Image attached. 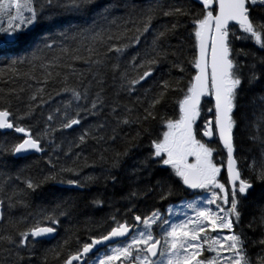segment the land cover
Instances as JSON below:
<instances>
[{
    "label": "snow or ice",
    "instance_id": "obj_1",
    "mask_svg": "<svg viewBox=\"0 0 264 264\" xmlns=\"http://www.w3.org/2000/svg\"><path fill=\"white\" fill-rule=\"evenodd\" d=\"M197 2L199 10L165 6L161 0H0V84L5 85L0 87V130L20 134L0 143V156L42 154L45 145L52 150L49 171L39 176L31 174L32 165L13 170L0 162V264H264V206L242 226L244 201L255 184L264 185V88L248 98L249 112L236 118L244 106L245 88L264 82V55L234 46L236 41H250L264 52V0ZM90 12L91 22H69L54 33L47 31L57 27L60 18ZM161 17L172 22L154 25ZM183 20H190L194 37L188 61L194 73L187 81L182 75V42L169 43ZM37 28L44 30L34 33ZM130 49L138 50L129 57ZM165 65L168 70L157 77ZM173 70L181 75L173 76ZM50 83L58 86L55 95L69 99L38 116V109L53 98L47 94ZM205 97L214 103L200 126ZM170 104L172 116L165 111ZM87 116L98 122L66 146L56 142L54 133L81 125ZM156 122L159 131H154ZM241 123L258 153L247 161V176L235 136ZM213 137H218L220 151L211 146ZM118 139L122 148L93 149V164L102 166L98 175L81 176L79 151L69 166L51 159L59 151L68 156L89 140L115 145ZM145 139L148 154L125 170L137 186L121 199L153 196L163 201L181 190L192 198L169 206L167 215L158 209L136 215L127 208L125 215L133 213L131 223L118 219L117 209L106 219V232L90 235L89 242H81L73 226L55 247H41L57 232L61 218H71L78 208L71 196L52 205L36 203L33 197L44 185L115 187L122 183L125 162ZM222 153L226 161L218 162L216 156ZM84 160L87 167V157ZM66 174L74 178L65 179ZM104 203L94 196L86 207L102 208ZM245 227L259 231V238L248 236ZM253 247L259 249L254 255L249 251Z\"/></svg>",
    "mask_w": 264,
    "mask_h": 264
},
{
    "label": "trees",
    "instance_id": "obj_2",
    "mask_svg": "<svg viewBox=\"0 0 264 264\" xmlns=\"http://www.w3.org/2000/svg\"><path fill=\"white\" fill-rule=\"evenodd\" d=\"M100 4L104 3V0H98ZM161 2L165 6L175 5H190L195 10H199L202 6L198 5L193 0H161ZM93 13H88L86 16L80 15H68L66 17L60 18L58 20L57 27L55 28H48L47 31L55 32L59 30V26H67L69 22L73 25L83 24L85 22H91ZM172 21L170 18L161 17L158 20L154 21V25L160 24H170ZM182 27H180L176 33V36L170 40L171 45H177L178 43L182 42V52L180 55V59L184 62V66L186 71L182 74L183 79L185 81L188 80L190 75L194 73V70L191 68V65L188 61L191 60L194 54V37L191 35V27H190V20H183L181 21ZM44 29L37 28L34 30L35 32H40ZM30 36L33 33L29 34ZM236 48H244V49H252L257 51L258 55H264V52H259L255 49L254 45L249 42L243 41H236L235 45ZM143 45H141V48ZM25 48L22 46L20 50V54L23 55ZM138 49H130L128 52V56L134 55ZM0 67H3V64H0ZM168 70V66L165 65L162 69L157 72V77L162 73ZM245 71H247L245 69ZM173 76H179L180 73L176 72L175 70L172 71ZM34 83V82H33ZM152 81H149V84ZM0 87H5V85L0 84ZM57 85L49 84L47 86V94L52 95V99L48 101V103L42 108L38 109L37 115L39 116L40 112L46 116L50 111L54 110L58 106H62L63 102L69 97L65 94L62 95H55L57 91ZM144 87H148V84H145ZM262 88H264V82L258 84L254 89L249 90L245 88L244 92L242 93L244 99L241 100V104L244 105L236 112V118L239 120L242 114L248 113L249 108L247 107V100L248 98L253 95L254 93H258ZM45 95V99H48V95ZM207 99L204 101L206 102ZM203 102L204 108L212 107L206 106ZM211 102V101H210ZM15 107V106H14ZM167 115L172 116L175 114L174 106L171 104L165 110ZM209 115V113H206ZM103 117H100L99 120H103ZM42 121V118H41ZM98 122V119L95 117L87 116L86 118L82 119L81 125L74 126L71 130H65L63 132H56L54 133L55 140L57 143L61 141L66 142L68 140L74 139L78 136L85 128L89 125H93ZM25 125L31 124L32 121H24ZM42 122L40 127H42ZM154 131L160 130V125L158 122L153 124ZM39 130V128L35 129ZM134 131V129L124 128L123 132H130ZM247 131L245 130L244 123L240 124V127L235 130L236 136V143L238 148L241 151L238 155L241 157V169L244 171V175L247 176V161L251 160L252 156L258 155L256 149L251 146L247 141ZM20 134L14 133V131H0V143H3L5 140L13 141L18 139ZM102 147H115L117 149L122 148L123 145L121 141L118 139L115 145L107 144V145H97L95 142L89 140L87 145L83 146L81 149H74L73 153H70L68 156H64L63 151H59L57 153L52 154V161L57 165H64L69 166L74 158V154L76 151L81 152V158L79 161V165L81 166V176H87L89 174L98 175L101 172V164L97 161L93 164V161L96 160V153H94L93 149H96L97 152ZM46 151L40 154H30L27 156H23L21 158H13L11 156H0V162H7L10 166L13 167V170L16 167H24L26 165H32L31 167V174L34 176H39L41 172L47 173L49 171V165L47 160L49 159V153L52 151L47 145H45ZM252 148V151L249 152L248 149ZM221 148L219 147V151ZM148 141L147 139L143 140L141 143V147L134 150L131 153V157L125 162V169L121 170V176L123 177L122 183L113 187L111 183L108 184H96L91 185L89 187L83 189H77L74 187H70L66 184H57V183H49L44 185L41 189L40 193L33 197V200L36 203H43L45 205H52L53 203L57 202L59 199L66 198V197H74L78 201V208L74 212L71 218L65 219L61 218L60 226L57 229L56 235L51 240H44L42 242L41 247L48 248V247H55L59 242H61L68 233L65 231L68 228L75 226L79 231L75 233L78 235L81 242H89L90 235H100L101 233L106 232L109 227V224L106 223L107 217L114 213L117 209H119L120 216L118 219H128L131 223V217L133 213H128L125 215V209L133 208L134 214L136 215H147L153 209H158L162 214H165V209L167 206L173 205L176 202L180 201L181 199L188 196L187 193L183 192L182 190L179 191L176 195L169 197L167 200L161 201L158 197L148 196V197H141L138 199H134L132 201H128L126 199H121L127 195V193L137 185L134 183H130L129 179L127 178L125 170H130V166L133 162L137 159H141L148 154ZM225 155V153H222ZM57 156L59 159H57ZM87 157V167H83L85 160L84 158ZM65 179L74 178L70 174H66ZM135 179V178H133ZM154 179V177H153ZM147 183L148 181L145 179L143 181ZM99 197L105 201L104 206L102 208H93V207H86L89 204L90 200L94 197ZM261 206H264V185L255 184L253 190L250 192L248 199L244 201L242 206V226L247 225L248 221L252 219L253 215L256 214L257 209ZM15 211V210H14ZM16 215H19V212H15ZM86 220H91L93 223L86 224ZM91 229V231H89ZM245 232H247L248 236L252 237L253 239H258L260 236L259 231L253 232L247 227L244 228ZM73 247H75V243L73 242ZM259 250L258 248H250L251 253L253 254L254 251Z\"/></svg>",
    "mask_w": 264,
    "mask_h": 264
},
{
    "label": "flooded vegetation",
    "instance_id": "obj_3",
    "mask_svg": "<svg viewBox=\"0 0 264 264\" xmlns=\"http://www.w3.org/2000/svg\"><path fill=\"white\" fill-rule=\"evenodd\" d=\"M206 99H207L206 97L203 98V100H202V104H203V102H204ZM210 101H211V102H210ZM210 101H209V102H210L209 104L213 105L212 100H210ZM203 121H204V120L200 119V120L198 121V125L202 126ZM198 138H199V137H198ZM211 146L217 148L218 151H219V147L222 148V147L219 145V143H218L217 137H213V138H212V140H211ZM216 159H217L218 162H219L221 159H224V160L226 161V153H225V155H222V154H221V155H217V156H216ZM221 175H222V178H223L224 176H226V168L222 170V174H221ZM187 198H188V199H191L192 197H191V196H187ZM183 199H184V198H183ZM183 199H181L180 201H178V202H176L175 204L170 205V206H179V205H181ZM168 208H169V206H167L166 209H165V215H167V210H168ZM156 231H158V230H156Z\"/></svg>",
    "mask_w": 264,
    "mask_h": 264
},
{
    "label": "rangeland",
    "instance_id": "obj_4",
    "mask_svg": "<svg viewBox=\"0 0 264 264\" xmlns=\"http://www.w3.org/2000/svg\"><path fill=\"white\" fill-rule=\"evenodd\" d=\"M206 98H207V101L204 102V104H205L206 106H210V104H209L210 102H209V101L212 100V99H211L210 97H206ZM208 108H209V107H208ZM208 108H206V107L204 108V107H203L202 118H201L202 120H205V119H208V118H209V115H210V114H209V115H206V113H207V109H208ZM174 211H175V208H174ZM104 250H105V248L102 249L101 251H104ZM249 251H250V249H249ZM258 251H259V250L254 251L252 255H254V254H255L256 252H258ZM250 253H251V251H250Z\"/></svg>",
    "mask_w": 264,
    "mask_h": 264
},
{
    "label": "water",
    "instance_id": "obj_5",
    "mask_svg": "<svg viewBox=\"0 0 264 264\" xmlns=\"http://www.w3.org/2000/svg\"><path fill=\"white\" fill-rule=\"evenodd\" d=\"M194 2H196L198 5H200L198 2H197V0H193ZM201 6V5H200ZM203 100V99H202ZM213 103H214V101H212ZM1 132H4V131H10V130H0ZM205 139H207V138H205ZM217 140H218V137H217ZM221 146V145H220ZM222 147V146H221ZM30 154H40V153H28V154H24L23 156H27V155H30ZM22 156V157H23ZM55 235H56V233L55 234H53L50 238H47V239H45V240H51V239H53L54 237H55ZM105 248V246H100V250L101 249H104Z\"/></svg>",
    "mask_w": 264,
    "mask_h": 264
}]
</instances>
